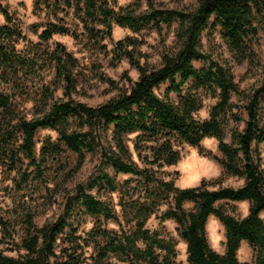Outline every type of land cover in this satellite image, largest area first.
<instances>
[{"label":"trees","instance_id":"16d2710c","mask_svg":"<svg viewBox=\"0 0 264 264\" xmlns=\"http://www.w3.org/2000/svg\"><path fill=\"white\" fill-rule=\"evenodd\" d=\"M142 1L117 6L115 0H35L34 10L51 17L33 26L39 40L33 42L0 0V166L21 173L22 182H27L34 171L42 174L50 157L67 150L76 156L71 174L82 166L86 153L99 154L100 167L87 189L77 187L57 219L38 227L28 216L18 246L23 253L13 257L0 250V264H113L115 258L125 264H179L174 240L147 225L154 213V200L170 195L172 205L159 217L175 222L179 237L186 243L188 264H264V65L259 84L243 91L236 85L231 67L205 48V41L218 30L237 62L259 65L255 46L259 32L264 38V0H195L189 8L144 0V10ZM58 12L71 15L76 24H69ZM173 23L177 24L173 45L162 53L157 65L141 62L136 38L118 40L111 50L104 43L111 39L115 25L135 34ZM55 35L71 37L91 52L110 51L116 62L127 59L138 77L127 78V86L107 79L118 94L99 105L75 101L71 95L81 66L63 44L54 42L53 48L49 47ZM196 62L201 66L196 67ZM50 69L58 82L45 80L44 72ZM59 85L63 97L56 98ZM162 85L167 87L159 95ZM200 92L217 99L203 120L194 117L202 107ZM233 94L242 101L240 106L232 103ZM235 107L245 111V119L239 110H233ZM230 120L244 126L231 130L228 143L224 137ZM44 128L58 136L56 141H45L36 154L35 137ZM132 134L133 149L144 166L137 163L126 144V136ZM207 137L218 140L223 158L216 160L226 174L243 178L240 186L202 180L196 187L180 189L156 176L152 166L179 161L176 142L206 154L201 142ZM32 166L34 170L29 171ZM118 174L140 179L144 193L142 199L120 202L121 214L117 216L90 190L96 186L116 190ZM224 200L248 201V213L241 218L228 214L217 206ZM186 202L192 204L191 209L184 207ZM82 214L112 219L120 224V230L95 226L85 236L78 235ZM210 215L224 226L223 254L208 244L206 223ZM0 225L5 229L4 222ZM242 241L254 251L251 262L237 259Z\"/></svg>","mask_w":264,"mask_h":264},{"label":"rangeland","instance_id":"374dc122","mask_svg":"<svg viewBox=\"0 0 264 264\" xmlns=\"http://www.w3.org/2000/svg\"><path fill=\"white\" fill-rule=\"evenodd\" d=\"M117 6H126L134 0H115ZM9 10L19 19L22 29L27 37L33 42H39L37 34L32 30L34 25L44 24L51 15L45 11L34 10L35 0H1ZM156 3L163 4L170 8H189L194 5L195 0H155ZM141 9L146 8L144 0L141 2ZM60 17H64L69 24H76L77 20L71 15L65 16L58 12ZM177 24L171 26L162 25L161 29L147 27L139 33H132L127 28L113 26L110 40H105L107 49L111 50L113 44L125 37L136 38L139 41L137 49L141 54V62L147 61L149 65H157L163 52L168 50L175 39V28ZM40 31L41 27L37 26ZM259 43L255 46L259 65H252L247 60L237 62L232 53L227 49L219 31L205 41V48L211 52L214 58H219L227 63L234 75V81L238 88L248 91L259 84L261 76V66L264 65V38L259 32ZM54 42H59L65 46L78 60L81 66V75L72 98L89 106L99 105L118 94V90L106 81L111 79L119 86H127V78L135 80L138 71L131 66L127 59L116 62L113 53L107 51L91 52L87 47L73 40L68 36L55 35L53 40L48 42L52 49ZM43 43L42 46H48ZM196 67L201 63L196 62ZM45 80L48 82H58L53 69L44 72ZM167 85H162L157 93L163 95ZM62 87L59 85L55 91V97L61 98ZM202 107L194 113V117L203 120L209 117L210 110L216 103V97L207 93L200 92ZM172 98L175 97L170 93ZM233 104L240 106L242 101L236 95H232ZM234 111L239 110L242 117L246 118L243 109L235 107ZM243 122L234 123L229 121L225 128V141L231 142V130L238 128L241 130ZM74 128V126H72ZM57 134L48 128L39 129L35 137L36 154L41 145L47 141H56ZM134 135L126 136V144L133 158L140 166H144L138 160L137 154L133 149ZM205 153L199 152L197 147L186 143L176 142L175 148L180 153V159L175 165L156 167L152 166L156 176L165 181H172L177 188L196 187L202 180L207 182L218 181L223 186L238 187L243 183L242 177L228 175L216 160L222 159L223 155L218 150V140L214 137H207L201 142ZM145 152H143V155ZM76 164V156L70 151L65 150L61 156L50 157L47 163L42 166V174L34 171L27 182H22L21 173L17 171L4 170L0 166V222H4L5 229L0 225V250L8 255L17 257L23 253L18 249L21 238L27 226L26 218L30 216L38 227L57 219L64 212L66 203L71 197L76 195V189L81 185L84 189L95 180L99 172V154L86 153L82 166L73 174L71 171ZM150 166V165H149ZM34 170L30 167L29 171ZM41 174V175H40ZM117 189L110 191L98 186L92 188L90 192L101 201L109 204L113 212L118 216L121 214L120 202L129 198H141L143 196V185L140 179L130 174H118L115 177ZM152 202V201H151ZM154 213L150 216L147 225L151 228H158L166 238H172L175 242L177 261L179 264L187 263L186 243L179 237L176 231V224L172 220H160V215L172 205L171 195L167 199L157 198L153 202ZM217 206L223 207L225 211L236 218L244 217L248 213L249 203L243 201H219ZM186 209H191L192 204L186 202ZM76 211H73L75 215ZM77 234L85 236L93 227H101L108 230H120V224L110 219L105 220L102 216H90L82 214L79 218ZM71 222H75L73 217ZM123 224V222H122ZM68 231V229H66ZM206 236L209 246L216 252L223 254L225 251V229L221 222L213 215H210L206 223ZM88 253L91 249H87ZM254 251L251 246L242 241L237 250V259L241 262H251ZM113 264H125L118 259L113 260Z\"/></svg>","mask_w":264,"mask_h":264}]
</instances>
